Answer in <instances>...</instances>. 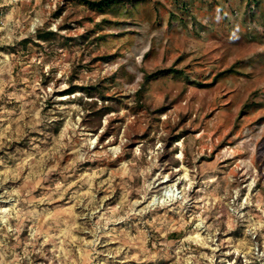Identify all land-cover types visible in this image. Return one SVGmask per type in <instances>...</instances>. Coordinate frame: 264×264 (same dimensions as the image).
<instances>
[{"label": "rangeland", "instance_id": "374dc122", "mask_svg": "<svg viewBox=\"0 0 264 264\" xmlns=\"http://www.w3.org/2000/svg\"><path fill=\"white\" fill-rule=\"evenodd\" d=\"M80 12L0 0V264H264V0Z\"/></svg>", "mask_w": 264, "mask_h": 264}, {"label": "trees", "instance_id": "16d2710c", "mask_svg": "<svg viewBox=\"0 0 264 264\" xmlns=\"http://www.w3.org/2000/svg\"><path fill=\"white\" fill-rule=\"evenodd\" d=\"M70 2L73 3L75 10H81L80 13H77V15L79 14V19L78 20H73V23L76 25H81L83 22L85 21H92V18L87 17L85 15V12L87 13H91L93 15H98V16H107V15H113L116 11L120 10L121 8L123 9L124 5L128 2H132L133 0H68ZM65 7V6H64ZM59 8L57 15H60L61 11H63L65 8ZM83 9V10H82ZM69 20L65 21L64 25L60 27V29L63 30H67V29H71V26L69 24ZM35 40L39 41L38 43H36L35 45L40 46L39 43H47V44H51L52 41L55 40V38L57 37L56 34H54L53 32L47 30V28H41V29H37L35 34ZM80 39H82V42L84 43L85 41H87V39L85 37H80ZM27 43H29V40L25 39L21 42L22 45H26ZM79 44H81V42H79ZM170 74H180L182 75L183 72L180 70H176L173 68H169V69H159L156 70L152 73H145L143 75L142 81L138 87V89L134 92V98L136 99V103L137 105H141L140 101H141V96L143 93L144 88L146 87V85L151 82L152 80L161 77L163 75H170ZM93 91V94L99 95V96H103L104 92L100 86L99 83L94 84L93 88H91ZM79 90L83 91L84 93H86L88 95L89 98H92L93 94L90 90V87H78V86H72L69 85L68 88L62 92H60V94L58 96H65V95H73L77 92H79ZM86 105H88V108L92 114L94 113V116L96 117V120L98 121V126L100 125V120L102 119L103 116L108 115L110 112H116L115 110H112L111 108L107 109L105 108V110H103L104 108L98 110L94 107L95 103L94 102H88L86 103ZM244 108H242L241 113L244 111ZM113 120H110V122ZM110 124V123H109ZM109 127V126H108ZM110 128L106 129V131L104 132L102 139L105 137H108L110 135ZM167 146H170L172 143L171 138H169L167 140Z\"/></svg>", "mask_w": 264, "mask_h": 264}, {"label": "bare ground", "instance_id": "6f19581e", "mask_svg": "<svg viewBox=\"0 0 264 264\" xmlns=\"http://www.w3.org/2000/svg\"><path fill=\"white\" fill-rule=\"evenodd\" d=\"M164 197H167V196H164Z\"/></svg>", "mask_w": 264, "mask_h": 264}]
</instances>
